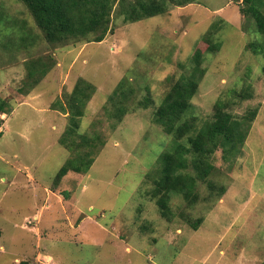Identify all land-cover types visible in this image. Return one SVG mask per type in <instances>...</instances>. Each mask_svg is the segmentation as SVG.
Wrapping results in <instances>:
<instances>
[{"label": "rangeland", "instance_id": "obj_1", "mask_svg": "<svg viewBox=\"0 0 264 264\" xmlns=\"http://www.w3.org/2000/svg\"><path fill=\"white\" fill-rule=\"evenodd\" d=\"M120 7L101 42L51 43L23 1L0 0V101L11 108L0 112V264H264V35L244 0H193L133 23ZM197 67L182 116L193 131L179 141L191 147L219 100L237 118L258 114L238 156L221 147L210 158L215 190L198 181L190 199L172 194L163 217L149 178L173 139L155 115ZM80 80L92 87L75 128ZM245 88L253 97L235 99ZM74 159L93 164L57 180Z\"/></svg>", "mask_w": 264, "mask_h": 264}, {"label": "trees", "instance_id": "obj_2", "mask_svg": "<svg viewBox=\"0 0 264 264\" xmlns=\"http://www.w3.org/2000/svg\"><path fill=\"white\" fill-rule=\"evenodd\" d=\"M31 11L37 26L51 43H59L72 39H86L96 34L95 42H101L106 35L113 31L111 25L112 11L117 2L120 3V11H123L126 23L139 22L160 14L167 13L173 6H184L193 0H21ZM245 9L241 12L249 14L254 19L258 31L264 35V0H244ZM219 44L211 43V50H215ZM35 67L29 64V77L35 75ZM41 77L48 72V67L41 68ZM204 75L200 67L188 76H182L173 86L172 90L164 98L159 107L155 121L161 124L167 133L172 136V145L161 154L158 159L159 169L153 177H150L155 187L151 190L152 198L156 199L163 217L169 216V202L172 194L182 195L190 199L197 189L199 182H207L211 191L215 190V184L209 179L213 166L209 163L210 158L221 147L225 148V157L231 160L238 156L243 147L253 121L256 119L258 109H251L242 117L237 118L228 107L232 101L219 100L214 106L213 119L198 129L194 136H190L191 147L182 143L189 132L193 131L190 123L182 122V116L191 106V100L197 93L199 83ZM41 78L34 80L37 84ZM125 81L119 84L115 91L116 95L125 94ZM84 85V87H82ZM92 86L84 80L77 84L71 101L72 127H77V118L83 115L86 101L90 98L88 88ZM249 88H245L235 97L241 100L252 98ZM11 108L0 101V112L7 113ZM127 111L121 109V119ZM68 129L67 134L73 131ZM66 145V139H62ZM80 159V158H79ZM78 159L68 161L61 168L57 180L63 179L70 171L86 173L91 165ZM226 189H222V195ZM197 230L198 225H195ZM19 264H31L23 260Z\"/></svg>", "mask_w": 264, "mask_h": 264}, {"label": "built area", "instance_id": "obj_3", "mask_svg": "<svg viewBox=\"0 0 264 264\" xmlns=\"http://www.w3.org/2000/svg\"><path fill=\"white\" fill-rule=\"evenodd\" d=\"M3 132V128H1V124H0V133Z\"/></svg>", "mask_w": 264, "mask_h": 264}, {"label": "clouds", "instance_id": "obj_4", "mask_svg": "<svg viewBox=\"0 0 264 264\" xmlns=\"http://www.w3.org/2000/svg\"><path fill=\"white\" fill-rule=\"evenodd\" d=\"M3 132L0 133V136L2 135Z\"/></svg>", "mask_w": 264, "mask_h": 264}, {"label": "crops", "instance_id": "obj_5", "mask_svg": "<svg viewBox=\"0 0 264 264\" xmlns=\"http://www.w3.org/2000/svg\"><path fill=\"white\" fill-rule=\"evenodd\" d=\"M3 249V248H2Z\"/></svg>", "mask_w": 264, "mask_h": 264}]
</instances>
